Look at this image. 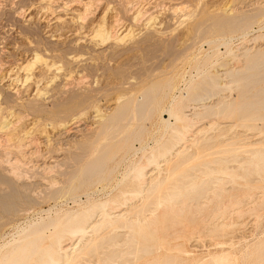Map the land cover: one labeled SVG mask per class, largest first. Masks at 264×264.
Here are the masks:
<instances>
[{
	"label": "bare ground",
	"instance_id": "obj_1",
	"mask_svg": "<svg viewBox=\"0 0 264 264\" xmlns=\"http://www.w3.org/2000/svg\"><path fill=\"white\" fill-rule=\"evenodd\" d=\"M124 1L121 8L128 17L134 7ZM86 2H78V6L87 12L91 7ZM195 2L199 9L189 26L191 39L212 44V56L221 55L217 50L223 45V57L233 63L230 66L214 58L215 66L223 68L221 72L217 69L199 79L189 77L178 97L174 92L180 75L175 68L184 49H176L172 39L165 40L157 31H145L120 47L115 42L116 18L106 25L102 17L94 23L91 38L109 45L91 51L111 60L138 52L132 56L134 69L126 59L111 66L105 61L91 64L87 58L79 67L88 74L100 68L103 79L94 74L83 85L71 80L76 86L70 87L71 69L79 58L69 53L57 55L66 65L73 63L70 68L50 59L45 50L43 54L35 51L31 60L18 64L21 75L15 74L9 84L0 87L1 214L12 217L47 199H76L78 191L87 192L96 183L102 189L109 185L116 188L112 196L86 201L69 215L49 221L40 218L21 227L0 244V264H182L183 259L170 255L157 257L169 238L219 241L231 236L236 218L264 207V49H230L233 38L248 35L255 26L264 30V8L211 11L201 6V0ZM137 11L133 21L140 15ZM43 39L46 46L61 43L48 35ZM162 55L172 56L170 69L152 73L153 62L148 61ZM131 75H135L134 81ZM82 77L77 78L79 83ZM17 81L20 87L14 84ZM223 88L232 89L233 95H218ZM164 111L168 118L162 117ZM154 119L159 134L156 139L151 135L154 144L148 146L145 126ZM223 123L237 124L248 135L240 131L229 134L224 127H217ZM211 128L216 132L208 131ZM254 135L257 137L247 140ZM62 140L66 147L59 145ZM40 145L49 162L43 157L44 162L27 169L20 157L38 156ZM126 162L119 179L118 166ZM45 172L55 174L46 178L48 186L34 197L31 192L37 183L30 179L44 177ZM49 229L52 231L46 234ZM259 250L249 264L264 259V243ZM208 264L227 261L225 256H213Z\"/></svg>",
	"mask_w": 264,
	"mask_h": 264
},
{
	"label": "rangeland",
	"instance_id": "obj_2",
	"mask_svg": "<svg viewBox=\"0 0 264 264\" xmlns=\"http://www.w3.org/2000/svg\"><path fill=\"white\" fill-rule=\"evenodd\" d=\"M49 1H51L53 4L48 2V0H0V72H1L0 87L6 85V82L7 84H9L11 82L10 81L11 77L14 76L15 74L21 75L20 73L21 71L17 68L18 64L22 62H26L27 60L28 61L31 60L32 54L35 51L37 53L43 54L42 52H44L43 50H45V53L51 56L50 59L55 60L57 61V63L63 64L64 66L70 68H74L73 63L66 65L64 63V59L58 56L69 53L79 58L78 65L74 69H71L72 73H74L72 75V77L74 78L72 79L71 77L70 79L71 82V84H69L70 87L76 86L75 83H78L79 85H83L89 80L93 79L96 74L98 75L99 79H103L100 76L101 73L100 68L95 70L94 73L89 72L88 74L87 70H83V67H79L83 64V61H85L87 58L88 59L86 61H88L91 64L99 65V63L105 61L111 64V66L115 65L121 60L126 59V62L129 63L128 66H130V69H134L136 64L133 60L134 57L132 58V56L134 54H137L138 52L123 53L120 56L113 58L112 60L108 58L101 59L102 57L97 55L96 53L97 50L106 48L109 45V42L107 41L103 43H101L100 41L99 43L97 41L98 43H96V41L91 38L93 35L92 32L94 27L96 26L97 22L99 23L103 18H104L103 20H105L103 22H105L106 25H109L111 21L113 22L114 18H116L117 26H115V29L117 33L115 36L117 37L118 35V37H117V41H115L116 38L114 41L117 44H119L120 47L128 46L134 38L141 35V33L145 31H157L160 34V36L163 35L162 38H164L165 40L172 39L174 41L176 49H184L182 50L183 54H181V56L178 57L177 60L178 64L175 68L180 75L179 76L180 78L178 77L176 82V86H177L176 91L174 90L175 91L174 95L176 97L180 96L183 93L184 82L189 80V77L199 79L203 73L205 72L212 73L213 70L215 71L217 69L218 72H221L223 68L219 66H215V62L212 61L214 58L218 57L219 58L218 62L221 61L229 62L228 65L230 66L233 63L231 62V60L228 59V57H223L225 56L224 54L225 47L223 45H220V47L218 46L219 49L217 50V53H220L221 55L212 56L213 54L212 52L213 49L211 48L212 44H207L206 42H204V40L191 39L189 26L196 17L195 16L196 9H199L197 2H195L196 0H193L194 2L192 0H126V1H130L129 5L130 6L132 5L131 8L134 7L133 9L128 11L129 12L128 17L125 16L127 12H124V10L121 8V4L125 2L124 0H95V1L94 0H85V1L56 0V2H54L55 0L54 1L49 0ZM73 1H77V2L74 3ZM134 1L136 2L138 1V2L136 3ZM78 2H86L88 5L90 3L89 6L91 8L89 7H88L89 9L87 8L88 13L79 8ZM95 2L97 3L95 4ZM200 4L205 9L211 11L212 10L215 11L216 9L224 10L225 8L231 9L234 7H239V9L240 8L250 9L253 6H260L261 8H264V0H242L239 3L236 2V4L232 0H201ZM42 6H47L50 8V10L47 9V7L43 8ZM94 7L96 8L94 9ZM138 9L139 11H137ZM89 11H91L92 13H90ZM103 11H104V16H103ZM136 11L139 12L140 14L136 18L139 21L138 20L133 21L132 19L133 18L132 15L134 16ZM82 12L84 13L82 14ZM86 13L88 14L87 17L85 16ZM143 14L145 15L142 16ZM79 15L80 17L77 18ZM141 16L142 18H140ZM71 17L73 18L71 19ZM145 19L146 21L144 24ZM118 20L121 23H118ZM151 24L152 27H150ZM260 31L261 30H258V28L255 26L253 28V31L249 32L248 35L244 37H238V39H236V37L233 38L231 42L232 44L230 45V49L234 50L235 48H240L242 46H251V47L257 46L264 49V30H262L261 32ZM46 35L59 39L61 43L59 45L46 46L44 42L45 39H43ZM119 36L122 38H119ZM253 37H257V38L255 40H252ZM73 41H76L77 43ZM78 44H80L81 46ZM93 45L95 46L94 48ZM76 50H79V52ZM91 50L96 52L94 53ZM82 51L83 53L84 52L85 53L82 54L81 53ZM80 54L83 57H80ZM157 54H160V52H158ZM171 58L172 56H168V55H162L161 57L157 56L151 58L148 61V63L153 62L154 71L152 73H158L159 71L162 70H169L170 69L169 61ZM156 59H159L158 62ZM77 69L81 70L77 72L79 76H84V78L82 77L80 79V80L83 79V81L80 83H79V79H77L79 78V76H77L78 74L75 75ZM81 73L82 75H80ZM134 76L135 75H131V78L133 79ZM84 79L86 80L84 81ZM71 80H77L78 82L74 81L75 83L73 84V81ZM179 80L181 81V83H179ZM58 81H60L59 78L55 80V82ZM222 83H224V81ZM14 84L20 87L21 82L17 81V83L14 82ZM231 93H233L232 89L223 88L221 89L220 94L218 95L229 97L233 95ZM212 101L213 99L209 100L208 102H212ZM161 115L164 118H168V115L166 114L165 111L162 112ZM156 121L157 119H154L152 122L147 123L145 126L146 131L148 132V134L145 135L146 136L145 141L149 143L148 146H152L154 144V140L150 139L151 135H153V138L156 139V137L159 134V132L156 129L159 126V124H157L158 121L157 122ZM171 121L173 122V120ZM217 127L218 128L224 127V129L227 130L229 134L240 131L241 135L243 136H245V134L248 135V132L237 124L226 125L225 123H223L218 125ZM208 131L216 132V128H211ZM256 137L257 135H254L251 136L250 138H247V140L254 139ZM60 142L61 144L59 145H61V147L63 146L66 147L64 140ZM134 147L135 148L139 147L138 142L134 143ZM37 148H40L39 153L37 152L38 156L33 157V155L24 154V156L20 157V161H21L20 163H23L22 165L27 169H31L35 165H40V163L44 162L43 157L44 158L47 157L48 161L47 160L45 161L49 162V157L47 155L45 156V154L42 153L44 150V146L40 145ZM138 156L139 153L135 155V158H137ZM22 158L25 161H23ZM117 160L118 159H116V161ZM126 165L127 162L119 164L118 166L119 173H117L118 174L117 178L120 179ZM45 174L44 177L41 178L31 177L30 182L37 183V185L34 186L35 188L31 192L32 196L38 197L40 190L48 186V182L46 181L47 180L46 178H51L52 176H54L55 173L45 172ZM54 179L58 180L59 176H55ZM115 190L116 188L113 189V186L110 187V185L105 189H102V185L96 183L92 187H90V189L87 190L88 193L84 189L78 191L76 199L61 198V199H57V201H55L56 203L53 202V200L51 199L50 200L47 199L41 202L40 204L35 205L33 208L26 210V212L20 211L12 217H7L0 213L1 215L0 244L10 239L12 235H15V233L21 227H25L27 224L31 222H35V220L38 221L41 218L44 221H49L51 219L61 218L65 215L71 214L75 209L81 207L82 205H85L86 201L89 202L98 201L112 196V194L116 192ZM86 194H88V197L86 196ZM54 204L56 205L53 206ZM210 205L211 203L209 204V206ZM235 220L236 223L234 224V226L235 225L236 226L235 227L233 226L230 229V233H229V235H231L232 237L228 236L227 238H218L220 242L216 240L217 238L216 239L213 238V240L215 239L213 241L211 240L212 238H208V237L195 238V237L183 236L181 238H169L168 239L169 243H164L161 246L162 249L160 248L158 249L159 251H157L156 253L157 257H159V259H163V257H165L166 255H170L171 258L173 257V258L183 259L182 264H196V262L200 260H203L204 264H208L213 256L214 257L225 256V260L227 261V264H249V262L253 260L255 255L259 253L260 251L259 248L260 246H262V243H264V207L260 208L255 213L245 214L239 218H236ZM51 231H52L51 229L47 230L46 234H48ZM224 239L226 241H223ZM64 242H66V240ZM173 246L178 247L179 249H181V253L183 252L185 254L179 253L177 251L178 249L176 250V248ZM171 251H173L174 253ZM262 262L264 263V259H261L259 262H255L253 264H257V263L263 264Z\"/></svg>",
	"mask_w": 264,
	"mask_h": 264
}]
</instances>
